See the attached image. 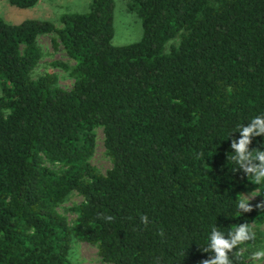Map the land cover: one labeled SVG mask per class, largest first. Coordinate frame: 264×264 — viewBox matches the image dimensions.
<instances>
[{
	"label": "trees",
	"instance_id": "obj_1",
	"mask_svg": "<svg viewBox=\"0 0 264 264\" xmlns=\"http://www.w3.org/2000/svg\"><path fill=\"white\" fill-rule=\"evenodd\" d=\"M113 7L88 0L59 27L0 17V264H72L73 239L104 264H202L211 230L242 223L255 239L229 256L250 264L264 202L237 205L264 182L235 170L230 145L264 115V0H127L141 36L117 46ZM46 34L72 61L51 63L68 89L55 73L32 75ZM96 128L105 172L89 162ZM249 148L264 151V136ZM72 191L81 201L69 226L56 208Z\"/></svg>",
	"mask_w": 264,
	"mask_h": 264
},
{
	"label": "rangeland",
	"instance_id": "obj_2",
	"mask_svg": "<svg viewBox=\"0 0 264 264\" xmlns=\"http://www.w3.org/2000/svg\"><path fill=\"white\" fill-rule=\"evenodd\" d=\"M87 4L88 0H37L32 7L18 8L10 5L5 0H0V17L11 23H17L27 18L43 19L59 27L58 17L60 14L65 12H84ZM112 28L113 34L110 39L112 45H125L140 38V21L133 11L127 9V0H114ZM53 37V34L40 35L38 37L37 42L42 56L32 71V75L34 77L44 72L55 73L57 78L56 84L61 88L68 89L71 87L72 79L68 77L66 71L57 66H52L51 63L59 61L71 64L72 61L68 59L60 45H57L55 49L52 47L50 40ZM89 162L100 172H105L111 165L108 157L104 154L101 128L95 129V146ZM48 166L56 168V165ZM241 197L248 200L249 204L264 202V190L249 188L241 193ZM80 201V195L72 191L57 205V211L65 218L69 226L75 218V213L70 210V207L78 204ZM256 228L260 231L264 230V222ZM261 249H264V240L258 244L252 254L246 257V261L250 264H264V260H256L253 257V254ZM68 259L72 264H104L101 262L94 245L75 239L71 241Z\"/></svg>",
	"mask_w": 264,
	"mask_h": 264
},
{
	"label": "clouds",
	"instance_id": "obj_3",
	"mask_svg": "<svg viewBox=\"0 0 264 264\" xmlns=\"http://www.w3.org/2000/svg\"><path fill=\"white\" fill-rule=\"evenodd\" d=\"M238 132L240 138L238 140L233 139L230 145L235 153L231 159L238 165L235 170H242L246 176L252 175L254 178L253 182L260 184L264 182V151L257 148L254 153L253 149L249 148V145L253 137L264 136V115L254 117L246 126L244 124L240 125ZM248 202L246 199H241L238 202L237 207L242 213L252 210ZM261 206L264 205H257V207ZM106 219L111 220L112 217L109 216ZM141 219L142 222H147L146 216ZM254 239V232L245 223L240 224L228 236H225L214 227L211 230L207 248L202 250L213 255L209 259L202 261V264H233L229 253H232L240 244L253 241ZM253 257L256 260H264V249L255 252Z\"/></svg>",
	"mask_w": 264,
	"mask_h": 264
}]
</instances>
